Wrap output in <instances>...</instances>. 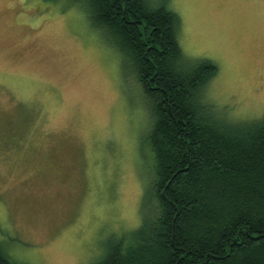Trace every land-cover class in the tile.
I'll return each instance as SVG.
<instances>
[{
	"label": "rangeland",
	"instance_id": "374dc122",
	"mask_svg": "<svg viewBox=\"0 0 264 264\" xmlns=\"http://www.w3.org/2000/svg\"><path fill=\"white\" fill-rule=\"evenodd\" d=\"M216 73L204 102L264 115V0H152ZM81 0H0V247L20 264H88L155 209L150 109L133 62Z\"/></svg>",
	"mask_w": 264,
	"mask_h": 264
},
{
	"label": "trees",
	"instance_id": "16d2710c",
	"mask_svg": "<svg viewBox=\"0 0 264 264\" xmlns=\"http://www.w3.org/2000/svg\"><path fill=\"white\" fill-rule=\"evenodd\" d=\"M81 1L133 62L151 114L143 142L156 203L88 264H264V115L231 120L203 101L217 65L184 53L165 3ZM0 264L20 263L0 247Z\"/></svg>",
	"mask_w": 264,
	"mask_h": 264
}]
</instances>
